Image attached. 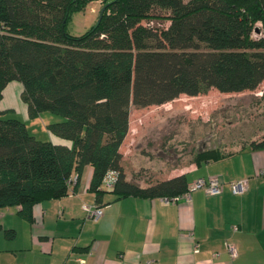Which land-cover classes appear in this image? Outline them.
<instances>
[{"label":"trees","instance_id":"trees-1","mask_svg":"<svg viewBox=\"0 0 264 264\" xmlns=\"http://www.w3.org/2000/svg\"><path fill=\"white\" fill-rule=\"evenodd\" d=\"M88 1L0 0V114L11 110L1 108L6 87L20 81L29 114H61L47 129L67 141L41 139L19 117L0 115V207L64 196L87 166L97 204L108 190L180 196L189 189L185 173L146 185L127 177L121 145L131 106L212 87L254 90L264 81V0H102L100 19L81 35L69 33L71 12ZM247 145L264 147V136ZM223 149H194L193 159L237 151ZM110 171L116 179L107 187Z\"/></svg>","mask_w":264,"mask_h":264},{"label":"crops","instance_id":"crops-1","mask_svg":"<svg viewBox=\"0 0 264 264\" xmlns=\"http://www.w3.org/2000/svg\"><path fill=\"white\" fill-rule=\"evenodd\" d=\"M47 131L46 139L67 142ZM180 173L189 183L216 177L223 182L222 191L209 194L197 188L188 197L167 201L161 196L118 197L108 190L103 204H97L88 189L87 166L64 196L0 207V264H264V147L247 145L173 176ZM243 178L249 179V188L233 192L230 182ZM86 205L102 206L103 214L93 218ZM227 241L235 242L237 256Z\"/></svg>","mask_w":264,"mask_h":264},{"label":"rangeland","instance_id":"rangeland-1","mask_svg":"<svg viewBox=\"0 0 264 264\" xmlns=\"http://www.w3.org/2000/svg\"><path fill=\"white\" fill-rule=\"evenodd\" d=\"M103 5L102 0H89L82 9L72 11L67 31L81 35L89 30ZM13 82L1 107L14 109L0 115L19 117L30 131L46 139L47 123L64 117L48 110L31 116L21 85ZM263 136L264 81L254 90L224 92L212 87L206 93L181 94L162 104L131 106L130 128L121 151L127 177L146 185L189 168L195 163L194 149L220 144L223 151H234Z\"/></svg>","mask_w":264,"mask_h":264},{"label":"built area","instance_id":"built-area-1","mask_svg":"<svg viewBox=\"0 0 264 264\" xmlns=\"http://www.w3.org/2000/svg\"><path fill=\"white\" fill-rule=\"evenodd\" d=\"M115 179H116V172L115 171L108 172L106 179H105L106 186L111 187L114 184ZM222 185H223V182L216 177L198 178L194 180L192 183H189V189L187 192L184 193V195H187L188 197L190 191L193 189H197V188H203L209 194H218L222 191ZM230 187L235 193L244 192L249 188V179L243 178V179L231 181ZM179 197H181V195L172 197V198H167V197H164V198L167 201H169V200H176ZM85 209L87 210L89 215L95 219H98L103 214L102 206L86 205ZM237 228L238 227L236 225H233L234 230H236ZM226 247L232 256H237L238 250H237V246L235 242L227 241Z\"/></svg>","mask_w":264,"mask_h":264},{"label":"water","instance_id":"water-1","mask_svg":"<svg viewBox=\"0 0 264 264\" xmlns=\"http://www.w3.org/2000/svg\"><path fill=\"white\" fill-rule=\"evenodd\" d=\"M101 15H102V11H101V13H100L99 19H100Z\"/></svg>","mask_w":264,"mask_h":264}]
</instances>
